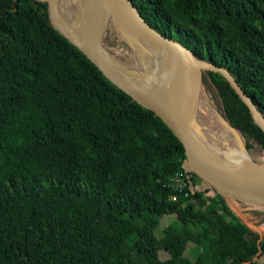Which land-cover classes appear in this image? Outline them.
Masks as SVG:
<instances>
[{"label":"trees","instance_id":"obj_1","mask_svg":"<svg viewBox=\"0 0 264 264\" xmlns=\"http://www.w3.org/2000/svg\"><path fill=\"white\" fill-rule=\"evenodd\" d=\"M130 1L264 117V0ZM204 74L264 164L251 109L222 72ZM184 160L168 126L52 25L48 2L0 0V264H264V206L229 202Z\"/></svg>","mask_w":264,"mask_h":264},{"label":"water","instance_id":"obj_2","mask_svg":"<svg viewBox=\"0 0 264 264\" xmlns=\"http://www.w3.org/2000/svg\"><path fill=\"white\" fill-rule=\"evenodd\" d=\"M48 2L49 17L52 25L75 46L119 89L127 93L134 101L158 116L180 140L185 151L183 168L193 172L208 182L229 202L241 199L249 203L264 206V164L254 162L247 151L240 133L223 118L224 124L231 130L239 146L248 154L249 162L235 163L211 151L195 135L181 96L182 76L187 64L192 60L196 65V81L203 85V69L222 72L234 89L247 103L254 119L264 130V117L256 109L249 97L241 90L229 72L222 67L208 64L196 57L195 53L182 43L160 33L139 13L130 0H99L86 20L84 37L76 41L68 28L56 18L57 0ZM83 15L85 9H83ZM117 31L132 35L152 45L163 46L170 54L169 73L164 86L149 92L139 87L138 78H146V73L132 68L118 66L109 56L105 46L111 26ZM130 47L132 44L121 35ZM112 56V55H111Z\"/></svg>","mask_w":264,"mask_h":264},{"label":"bare ground","instance_id":"obj_3","mask_svg":"<svg viewBox=\"0 0 264 264\" xmlns=\"http://www.w3.org/2000/svg\"><path fill=\"white\" fill-rule=\"evenodd\" d=\"M66 0H57L56 2V18L57 10ZM80 4V8L85 9L83 18V25L79 22V16H82V9L78 16V23L71 22V26H65L68 28L70 35L76 40L81 41L84 37L85 24L88 15L91 14L94 5L99 0H74ZM75 6V5H74ZM73 8V6H72ZM59 21V19L57 18ZM61 23V21H59ZM74 27V28H73ZM128 41L132 44L135 52L139 53L145 58L146 66L137 72L146 73V78H138L136 84L144 90L153 92L159 87L164 86L167 81V75L169 73L170 66V54L163 46L147 44L138 38L126 34ZM112 59V58H111ZM118 66L125 68L120 61L112 59ZM181 96L184 106L187 111V115L190 120L191 129L195 135L207 146L211 151L221 155L222 157L235 162V163H247L249 162L248 154L239 146L236 137L231 130L224 124L221 114L215 105L212 104L209 99L205 88L202 84H198L196 81V65L190 60L187 64L186 70L182 76L181 83ZM210 117L216 124L217 138L222 134V145L217 146L213 143L207 142L204 137V131L200 127L201 124ZM222 127V128H221ZM216 138V139H217ZM215 139V140H216ZM252 210V209H251Z\"/></svg>","mask_w":264,"mask_h":264},{"label":"rangeland","instance_id":"obj_4","mask_svg":"<svg viewBox=\"0 0 264 264\" xmlns=\"http://www.w3.org/2000/svg\"><path fill=\"white\" fill-rule=\"evenodd\" d=\"M125 2L129 4L127 0ZM81 9L83 10L82 7L80 8V4L75 2L74 0H66L63 3V5H61L59 9L57 10V18L59 19V21H61L63 25L66 24L67 26H71V22L74 20L76 23H78V16H79V13L81 12ZM82 17H84L83 13H82V16L81 14L79 16V19H80L79 22L81 21L83 25L84 22H83ZM121 35L124 38H127L126 35L122 33V31H117L116 27L112 25L106 37V41H105L106 47H107V43H113L111 46V49L107 47V49L110 51V54L112 55V56L110 55L109 57L120 61L123 65H125V68L134 69L138 67L137 70L144 68L146 66L145 58L139 53L135 52L132 46L130 47L129 45H127L126 47H121L117 45V42L115 39H118V38L122 39ZM204 70L206 69H203L202 78H203V86L205 88V91L209 99L211 100L212 104L216 105V107H219V103L217 100L218 98L209 89V85H210L209 79L207 75L204 74ZM200 127L204 131V137L206 138L207 142H209L210 144L213 143L217 146L224 144L221 141L222 134L219 135V137L217 138V133L215 130L216 124L212 121L210 117H208L201 124ZM175 184L177 187H179L180 181H177ZM160 256H163V252H160Z\"/></svg>","mask_w":264,"mask_h":264},{"label":"built area","instance_id":"obj_5","mask_svg":"<svg viewBox=\"0 0 264 264\" xmlns=\"http://www.w3.org/2000/svg\"><path fill=\"white\" fill-rule=\"evenodd\" d=\"M176 181H180V186H188V183L179 177L176 178ZM207 187L211 189L212 186L208 183Z\"/></svg>","mask_w":264,"mask_h":264}]
</instances>
